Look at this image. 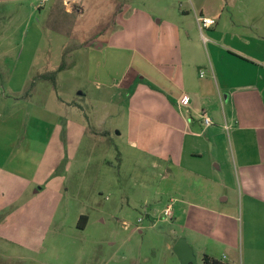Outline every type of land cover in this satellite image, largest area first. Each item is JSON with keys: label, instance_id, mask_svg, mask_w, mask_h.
<instances>
[{"label": "rangeland", "instance_id": "1", "mask_svg": "<svg viewBox=\"0 0 264 264\" xmlns=\"http://www.w3.org/2000/svg\"><path fill=\"white\" fill-rule=\"evenodd\" d=\"M217 1L226 3L224 17L228 18L232 0ZM179 2L171 7L176 14H180L178 8L189 14L193 9L198 11L195 0L194 8L189 0ZM141 12L155 15L159 10L149 0H0V193H10L9 175L23 165H29L23 178L30 181L26 194L1 212L0 223L22 207L25 215L32 210V220L24 225L25 216L16 215L11 218L13 223L29 226L27 230L33 232L36 226H47L43 218L49 215L38 210L39 201L26 206L27 198L31 191L47 187L50 199L51 188L60 181L54 201L63 198L51 226H68L75 209L89 212L92 219L83 238L100 236L121 244L111 264H183L172 251L176 235L193 251L194 262L190 264H202L204 254L231 264H264V200L259 197L260 190L249 208L241 184L238 192L234 182L236 198L231 210L189 208L170 218H165L160 208L146 215L144 211L153 203L148 196L145 206L143 198L137 199L143 212L124 215L112 207L114 193L137 196L139 186L131 177L148 175V188L158 185L150 174L154 152H144L140 146L147 138L153 142V136L129 131L124 118L125 93L120 99H110L119 96L117 88L109 89L99 82L98 73L93 71L99 62L101 74L111 70L114 76L135 59H130L136 47L130 34L134 24L128 19ZM207 15L216 21L215 13ZM229 26L227 22L220 24L225 29ZM202 33L208 36L206 29ZM61 63L64 68L56 73L54 83L35 78ZM103 91L110 112H104L95 101ZM89 124L95 130L109 131L96 139V146L79 133V126L89 128ZM91 170L98 176L92 177ZM154 200L167 202V194ZM139 217L142 221L137 223ZM123 220L127 228L120 225ZM106 228L111 229V238L104 235Z\"/></svg>", "mask_w": 264, "mask_h": 264}, {"label": "crops", "instance_id": "2", "mask_svg": "<svg viewBox=\"0 0 264 264\" xmlns=\"http://www.w3.org/2000/svg\"><path fill=\"white\" fill-rule=\"evenodd\" d=\"M149 1L158 14L141 12L128 19L134 24L130 34L136 47L130 59H135L113 77L111 70L100 73L99 62L93 68L99 82L117 88L119 96L110 99H120L125 93L124 118L129 131L153 136V142L147 138L140 146L144 152H154L150 174L158 185L149 189L148 175L131 177L139 186L137 196L114 193L112 207L124 215L143 212L137 199L143 198L145 206L148 196L153 203L144 211L146 215L167 204L172 217L189 208L229 211L236 198V182V190H241V184L250 208L257 190L264 200V0H232L228 18L224 17L226 3L217 0H195L198 11L193 9L192 14L183 8H178L180 14L173 11L171 7L179 6L180 0ZM189 3L194 8L192 0ZM207 12L217 16L215 25L206 28L208 36L202 33L203 39L194 14L209 16ZM225 22L230 24L226 29L220 27ZM105 97L103 91L95 99L104 112ZM203 113L211 118L210 124H203ZM92 126H79V133L96 146V139L109 131ZM28 166L10 173L11 191L0 193V214L26 194L30 181L23 176ZM91 175L98 176L92 170ZM59 184L51 188V200L47 187L31 191L27 198L26 206L39 201L38 210L49 215L43 218L47 226H36L33 232L27 230L29 226L13 223L11 218L16 215L25 216L24 225L32 220V210L25 215L22 207L5 216L0 223V264H111L112 255L121 251L115 240L83 238L92 219L89 212L75 209L68 226H51L63 198L54 201ZM164 194L167 202H155L154 198ZM80 215L87 217L82 228L76 226ZM104 231L111 238V229ZM106 254L102 260L100 256Z\"/></svg>", "mask_w": 264, "mask_h": 264}, {"label": "built area", "instance_id": "3", "mask_svg": "<svg viewBox=\"0 0 264 264\" xmlns=\"http://www.w3.org/2000/svg\"><path fill=\"white\" fill-rule=\"evenodd\" d=\"M195 22L196 25L199 29V32L201 34V37L203 38L202 35V30L209 28L210 26H212L215 23V20L213 18H211L210 16H206L200 13H195ZM204 39V38H203ZM181 99L185 100V96H182ZM202 122L205 125H208L211 123V118L206 115L205 113L202 114ZM162 215H164L165 218H170L172 215V208L170 204L165 205V207L162 209ZM142 218H138L137 223L141 222ZM122 225L124 228H127L128 223H126L125 221L122 222ZM139 227H137L138 229Z\"/></svg>", "mask_w": 264, "mask_h": 264}, {"label": "trees", "instance_id": "4", "mask_svg": "<svg viewBox=\"0 0 264 264\" xmlns=\"http://www.w3.org/2000/svg\"><path fill=\"white\" fill-rule=\"evenodd\" d=\"M63 68H64V64L61 63L55 69H53L51 71H48V72H45V73H42V74H38L35 78L38 79V80L39 79H46V80H49L52 83H54L56 73L58 71L62 70ZM32 85H33V81H31L30 86H29V89H30V87H32ZM86 220H87L86 215H80L78 217L76 226H78L79 228H82L84 226ZM201 260H202V264H228V263H223V262H221L218 259L209 257L206 254H204L202 256Z\"/></svg>", "mask_w": 264, "mask_h": 264}, {"label": "water", "instance_id": "5", "mask_svg": "<svg viewBox=\"0 0 264 264\" xmlns=\"http://www.w3.org/2000/svg\"><path fill=\"white\" fill-rule=\"evenodd\" d=\"M172 251L176 254L181 263L190 264L194 262L192 249L183 237L177 238L172 246Z\"/></svg>", "mask_w": 264, "mask_h": 264}]
</instances>
